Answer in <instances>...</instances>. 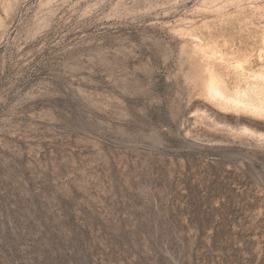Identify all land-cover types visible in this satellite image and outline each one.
Instances as JSON below:
<instances>
[{
	"label": "rangeland",
	"instance_id": "rangeland-1",
	"mask_svg": "<svg viewBox=\"0 0 264 264\" xmlns=\"http://www.w3.org/2000/svg\"><path fill=\"white\" fill-rule=\"evenodd\" d=\"M0 264H264V0H0Z\"/></svg>",
	"mask_w": 264,
	"mask_h": 264
}]
</instances>
